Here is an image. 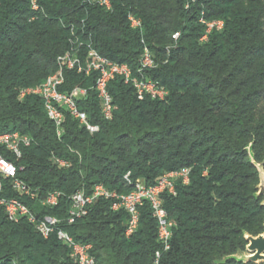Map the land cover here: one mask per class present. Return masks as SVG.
<instances>
[{
  "label": "trees",
  "instance_id": "trees-1",
  "mask_svg": "<svg viewBox=\"0 0 264 264\" xmlns=\"http://www.w3.org/2000/svg\"><path fill=\"white\" fill-rule=\"evenodd\" d=\"M99 1L39 0V11H33L31 0H0V134L19 132L33 140L20 160L3 154L40 197L63 195L53 209L15 192L8 196L39 219L56 218L58 230L91 246L96 264H154L158 251L159 264H218L245 250L244 232L258 236L264 230L263 198L254 197L259 175L245 152L253 143L256 162H264V0H108L110 9ZM130 17L141 22L139 29ZM202 19L223 22L204 42ZM89 48L128 65L135 76L147 48L157 67L144 76L168 96L140 101L117 78L108 87L113 117L107 121L93 89L97 73L85 77L64 67L60 91L88 90L79 109L99 131L90 134L66 115L58 137L42 100L20 101L19 91L42 85L69 52L84 57ZM54 158L68 166L59 168ZM183 169L190 170L189 183L178 179L176 195L162 196L176 224L167 252L147 203L129 238L128 214L114 211L111 200L101 199L85 217L67 222L70 197L80 190L89 195L102 185L130 194L137 180L150 187ZM0 264L75 263L57 232L43 239L26 220L8 221L0 207Z\"/></svg>",
  "mask_w": 264,
  "mask_h": 264
},
{
  "label": "built area",
  "instance_id": "built-area-1",
  "mask_svg": "<svg viewBox=\"0 0 264 264\" xmlns=\"http://www.w3.org/2000/svg\"><path fill=\"white\" fill-rule=\"evenodd\" d=\"M39 0H33V5H38ZM99 6L111 5L110 1L98 2ZM131 27H141V22L133 17L129 18ZM206 26V31L201 41H207L208 34L213 30H221L223 22L214 21L207 23L201 20ZM178 36V33H177ZM70 54V52H69ZM69 54L65 56L66 70H75L77 74L90 77L97 73L93 89L101 103L102 117L110 121L113 117V101L109 93V84L117 78H120L125 85H130L135 90L138 100L143 101L149 97L152 100L164 101L168 96V91L158 82L147 79L144 75L147 71L157 67L154 55L147 48L144 49L140 58L139 72L135 76L128 69V65L119 63H107L106 58H98V53L92 48L87 49L85 56L80 54L78 61L69 62ZM87 58L104 59V68H95L94 72L83 71V63ZM65 84V76L55 79L53 88L48 89L50 98H52V107L44 108L48 119L56 128L58 137L64 132L66 115L77 121L80 126L84 127L90 134L97 133L99 127L89 122L87 115L80 111L79 104H73V96H81L82 101L87 97L88 90L77 87L71 92H61L60 88ZM28 96H36L42 100L41 90L30 93H19V100L23 101ZM43 102V101H42ZM44 105V103H43ZM33 140L27 135L21 133H10L0 138V207L3 209L8 221L14 224L26 220L35 231L43 238L49 239L52 234L57 232V238L62 244L71 251V258L75 264H96L95 259L90 254V245L79 247L78 243L64 231L58 230L57 225L60 223L56 218L45 216L43 220H33V211L22 201L17 198L9 197L10 192H15L20 197L28 198L31 201H38L44 209H53L59 207L62 193L59 191L48 192L40 197V191L32 189L20 178V170L13 161H10L3 153L8 154L10 159L20 160L22 151L32 145ZM53 163L59 168H65L67 163L63 160L54 158ZM23 169H21L22 171ZM172 174H181V181L184 185L189 183V169H183L178 173L164 174L154 186H146L141 180H137V189L130 193H135V200H128V194L120 195L106 191L102 185L94 187L91 194H86L80 190L70 197V210L67 222L69 225L74 224L77 220L88 214V209L99 200H111L114 211L124 210L128 214L125 236L131 237L138 229L140 223V208L146 203L150 206L152 215L157 222L158 241L163 252H167L171 247L172 231L176 226L175 222L169 220L162 196L164 194L176 195L175 183L172 181ZM129 176V174H128ZM162 252L155 254L154 264H159Z\"/></svg>",
  "mask_w": 264,
  "mask_h": 264
},
{
  "label": "bare ground",
  "instance_id": "bare-ground-1",
  "mask_svg": "<svg viewBox=\"0 0 264 264\" xmlns=\"http://www.w3.org/2000/svg\"><path fill=\"white\" fill-rule=\"evenodd\" d=\"M108 0H100L99 2H105ZM106 9H110L111 5H105L103 6ZM31 8L33 11H39L38 5H33V0H31ZM132 28H137V27H132ZM223 28V25L221 26V29ZM179 36V34H178ZM177 34L173 37L174 39L178 38ZM79 51V50H78ZM67 56V55H66ZM80 55L78 54H69V62H76L78 61V58ZM98 58H104L98 54ZM65 61V57L60 59V69L53 75L49 76L47 80L40 86L35 87V88H27V89H20L19 93H30L34 91H39L41 90V97L42 101L44 103V108H51L52 107V98H50V93H48L49 88H53L55 79L58 77H64V67H66V63H63ZM107 63H116L112 62L107 59ZM125 65V64H124ZM95 68H104V59H97V58H87L85 60V63H83V71L87 72H94ZM128 69L132 72V70L128 67ZM82 101L81 96H73V104H78V102ZM12 133H19V132H12ZM10 133H3L0 134V138H3V136H7ZM63 163H67L63 160ZM170 173H178L177 172H170ZM125 179L130 182L129 176L127 175ZM178 179H181V174H172V181L176 182ZM133 189H137V182L135 183V186ZM106 191H108L106 189ZM128 200H135V193H128ZM33 220H43L39 219L36 215L33 214ZM79 247H86V245H80Z\"/></svg>",
  "mask_w": 264,
  "mask_h": 264
},
{
  "label": "water",
  "instance_id": "water-1",
  "mask_svg": "<svg viewBox=\"0 0 264 264\" xmlns=\"http://www.w3.org/2000/svg\"><path fill=\"white\" fill-rule=\"evenodd\" d=\"M253 143L249 144L245 148L249 156V162L258 172L259 184L256 187L257 192L254 197L256 199L263 198L261 206L264 208V162L257 163L255 155L252 151ZM244 240L247 243L245 250H239L236 254L224 257L218 264H225L229 261L236 262L238 264H264V230L258 236H252L248 233H243Z\"/></svg>",
  "mask_w": 264,
  "mask_h": 264
},
{
  "label": "rangeland",
  "instance_id": "rangeland-1",
  "mask_svg": "<svg viewBox=\"0 0 264 264\" xmlns=\"http://www.w3.org/2000/svg\"><path fill=\"white\" fill-rule=\"evenodd\" d=\"M194 1V0H193ZM210 22H214V21H210ZM220 22H222V21H220ZM207 23H209V22H207Z\"/></svg>",
  "mask_w": 264,
  "mask_h": 264
}]
</instances>
